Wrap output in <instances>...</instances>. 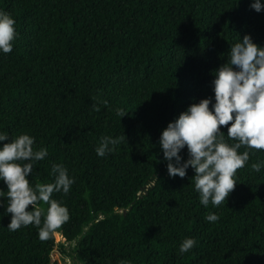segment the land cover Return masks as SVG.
Segmentation results:
<instances>
[{
    "label": "trees",
    "instance_id": "obj_1",
    "mask_svg": "<svg viewBox=\"0 0 264 264\" xmlns=\"http://www.w3.org/2000/svg\"><path fill=\"white\" fill-rule=\"evenodd\" d=\"M0 10L18 33L0 53V132L48 148L33 184L51 182L52 163L75 177L54 198L69 208L59 233L76 243L78 263L264 264V170H238L226 202L205 208L194 172L170 178L158 147L167 123L211 94L209 73L238 36L264 45V13L249 0H0ZM105 135L126 141L100 158ZM257 158L264 152L249 165ZM209 212L219 221L206 222ZM9 223L0 208V264H57L55 236L42 242L34 226ZM186 237L197 244L178 255Z\"/></svg>",
    "mask_w": 264,
    "mask_h": 264
},
{
    "label": "clouds",
    "instance_id": "obj_2",
    "mask_svg": "<svg viewBox=\"0 0 264 264\" xmlns=\"http://www.w3.org/2000/svg\"><path fill=\"white\" fill-rule=\"evenodd\" d=\"M249 9L264 13V0H249ZM17 37L16 20L0 10V53H12ZM222 56L227 59L222 60ZM221 57L223 62L209 73L211 94L198 101L193 98L184 111L167 123L158 138L168 176L184 179L191 169L194 191L205 208L226 202L238 184V170L246 166L255 173L264 170V160L257 158L249 165L252 156L264 152V45L245 34L238 36ZM99 103L108 106L106 100ZM93 110L98 112L100 108L93 104ZM115 112L121 118L128 115L124 108H116ZM124 141V135L101 136L95 153L104 158ZM48 156L47 147H36L35 136L0 132V183L5 186L0 188V208L10 216L7 229L16 232L34 226L42 242L58 235L70 221L68 206L55 199L54 193L66 196L76 182L67 167L52 163L51 182L33 184L29 177L33 176L35 165ZM41 202L45 207L39 206ZM205 220L216 223L219 216L209 212ZM196 244L194 238H184L178 255L189 253ZM61 258L63 264H74L72 257ZM118 264L130 262L121 260Z\"/></svg>",
    "mask_w": 264,
    "mask_h": 264
},
{
    "label": "rangeland",
    "instance_id": "obj_3",
    "mask_svg": "<svg viewBox=\"0 0 264 264\" xmlns=\"http://www.w3.org/2000/svg\"><path fill=\"white\" fill-rule=\"evenodd\" d=\"M56 246L52 252V262L57 264H63L62 256H69L73 258L74 264H80L75 260L76 243L69 244L59 233L55 236Z\"/></svg>",
    "mask_w": 264,
    "mask_h": 264
},
{
    "label": "water",
    "instance_id": "obj_4",
    "mask_svg": "<svg viewBox=\"0 0 264 264\" xmlns=\"http://www.w3.org/2000/svg\"><path fill=\"white\" fill-rule=\"evenodd\" d=\"M126 212H124V214H125Z\"/></svg>",
    "mask_w": 264,
    "mask_h": 264
}]
</instances>
